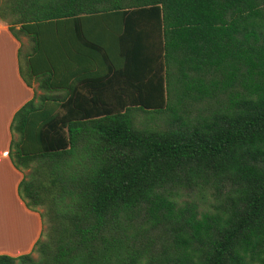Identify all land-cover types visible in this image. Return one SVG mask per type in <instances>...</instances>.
Segmentation results:
<instances>
[{"label": "trees", "instance_id": "trees-1", "mask_svg": "<svg viewBox=\"0 0 264 264\" xmlns=\"http://www.w3.org/2000/svg\"><path fill=\"white\" fill-rule=\"evenodd\" d=\"M0 21L37 85L8 156L45 224L0 264H264V0H0Z\"/></svg>", "mask_w": 264, "mask_h": 264}, {"label": "crops", "instance_id": "crops-1", "mask_svg": "<svg viewBox=\"0 0 264 264\" xmlns=\"http://www.w3.org/2000/svg\"><path fill=\"white\" fill-rule=\"evenodd\" d=\"M20 46L0 21V255L10 257L30 253L42 231L40 215L28 210L18 196L23 173L13 167L8 156L12 118L32 99L37 87H27L20 77Z\"/></svg>", "mask_w": 264, "mask_h": 264}, {"label": "rangeland", "instance_id": "rangeland-1", "mask_svg": "<svg viewBox=\"0 0 264 264\" xmlns=\"http://www.w3.org/2000/svg\"><path fill=\"white\" fill-rule=\"evenodd\" d=\"M23 42H26V40H25V38H23ZM36 86V85H35ZM185 198V197H184ZM183 198V199H184ZM189 199H191V196L189 197ZM186 200V199H185ZM43 212V210L42 209H40V208H38L37 209V213L40 215L41 213ZM41 222H42V220H41ZM44 224V221H43V223H42V229L44 230L45 229V224ZM40 237H41V235H40ZM40 237L38 238V239H40ZM37 255H36V253L34 252V253H32V257H36Z\"/></svg>", "mask_w": 264, "mask_h": 264}]
</instances>
